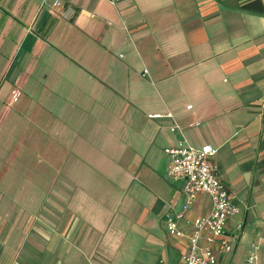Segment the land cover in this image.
<instances>
[{"label": "crops", "instance_id": "0c3cea01", "mask_svg": "<svg viewBox=\"0 0 264 264\" xmlns=\"http://www.w3.org/2000/svg\"><path fill=\"white\" fill-rule=\"evenodd\" d=\"M55 1L0 0V264H107L123 210L167 232L140 264H183L189 236H171L165 214L181 208L185 182L168 177L164 151L183 137L216 150L240 204L226 246L213 245L220 264H250L251 250L264 264V0ZM92 144L117 174L111 194L75 171ZM211 205L202 194L188 216Z\"/></svg>", "mask_w": 264, "mask_h": 264}, {"label": "built area", "instance_id": "2783aa9c", "mask_svg": "<svg viewBox=\"0 0 264 264\" xmlns=\"http://www.w3.org/2000/svg\"><path fill=\"white\" fill-rule=\"evenodd\" d=\"M108 1L117 5L121 0ZM58 3L56 0L55 4ZM191 107L192 105H188V108ZM176 127L177 124L172 130ZM164 151L170 157L168 177L173 181L185 182V199L181 208L174 214H165L167 229L171 236L176 238L189 236L192 251L183 255V264H220L213 245L221 242L222 246H226L224 233L227 221L240 212L241 208L235 196L217 174V167L213 161L216 150L210 145L196 148L183 137L176 145L166 147ZM202 194L209 195L211 199L210 213L205 216L189 217L192 204ZM188 226L192 227L190 235ZM201 240L205 241L204 246L200 245ZM247 261L250 264L257 262L254 250L249 251Z\"/></svg>", "mask_w": 264, "mask_h": 264}, {"label": "rangeland", "instance_id": "374dc122", "mask_svg": "<svg viewBox=\"0 0 264 264\" xmlns=\"http://www.w3.org/2000/svg\"><path fill=\"white\" fill-rule=\"evenodd\" d=\"M26 85L21 86L19 85V88L24 89ZM51 86V85H49ZM53 89L58 90L61 89V85L53 84ZM61 92V91H60ZM65 97V96H64ZM65 100V99H64ZM33 119V117H31ZM121 120L122 125H129L131 117L130 116H123V117H101L102 120H104V123L109 124H121L119 121ZM124 136H127L126 139L130 140L132 132H127L125 134L122 133ZM165 143L163 142H157L155 144V151H159V153L162 155V159L164 161H167V156L163 153ZM91 148L90 153L87 158L86 165H79L75 164V171L81 172L85 178V186L89 189H98L101 193H110L109 191L115 188L114 184L117 183V179H113L117 174L112 173L111 165H104V164H98L94 161H98V154L99 150L97 147H95L94 144L90 146ZM63 169H66L67 165L63 164L60 165ZM69 167H72V164H69ZM74 167V165H73ZM61 170V168H60ZM62 171V170H61ZM66 171V170H65ZM64 171V172H65ZM159 173L162 174L163 177L166 175L165 167L161 166L158 169ZM81 175V176H82ZM65 174H60L59 179L57 181V187L61 188L63 186H67V180L65 179ZM132 191L128 193L127 201L133 197L131 195ZM111 194V193H110ZM109 195L102 196V199L110 204L112 197ZM110 196V197H108ZM136 207L134 208V210ZM127 211L123 210V213L119 211L117 214L116 222L114 224V227H108L107 232L110 230L118 231V242L114 244H110L107 259V264H140V262L143 260L145 256H154L150 252V241H152L153 236H156L161 239L167 238V232L164 226V223L161 222V220L157 217L155 219L156 222H158V226L156 229H152L149 225H144V227L140 226L141 222H138L136 219L133 218L134 211L131 214H126ZM118 219V220H117ZM83 224V223H82ZM82 226V225H81ZM84 227V224H83ZM82 228V227H81ZM83 230H87V226L85 225V228ZM84 231V232H85ZM82 234V233H81ZM67 237V234L65 235ZM80 245V244H79ZM76 245V246H79ZM67 251V249H65ZM64 252V251H63ZM65 253V252H64ZM86 259L85 257H83ZM81 261V260H80Z\"/></svg>", "mask_w": 264, "mask_h": 264}]
</instances>
